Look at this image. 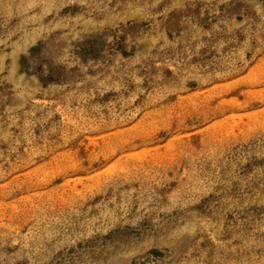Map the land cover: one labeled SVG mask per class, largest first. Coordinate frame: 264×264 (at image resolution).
Instances as JSON below:
<instances>
[{
  "label": "rangeland",
  "instance_id": "rangeland-1",
  "mask_svg": "<svg viewBox=\"0 0 264 264\" xmlns=\"http://www.w3.org/2000/svg\"><path fill=\"white\" fill-rule=\"evenodd\" d=\"M0 264H264V0H0Z\"/></svg>",
  "mask_w": 264,
  "mask_h": 264
}]
</instances>
